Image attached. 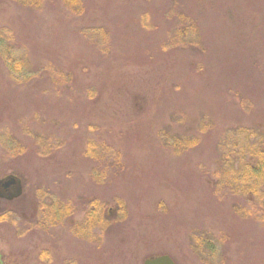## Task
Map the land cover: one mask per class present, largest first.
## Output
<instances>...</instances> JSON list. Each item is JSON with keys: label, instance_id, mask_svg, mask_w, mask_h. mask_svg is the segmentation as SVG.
Listing matches in <instances>:
<instances>
[{"label": "rangeland", "instance_id": "rangeland-1", "mask_svg": "<svg viewBox=\"0 0 264 264\" xmlns=\"http://www.w3.org/2000/svg\"><path fill=\"white\" fill-rule=\"evenodd\" d=\"M65 1L0 0V181L21 192L0 223L6 263L264 264V205L224 173L234 131L264 125V11Z\"/></svg>", "mask_w": 264, "mask_h": 264}, {"label": "trees", "instance_id": "trees-1", "mask_svg": "<svg viewBox=\"0 0 264 264\" xmlns=\"http://www.w3.org/2000/svg\"><path fill=\"white\" fill-rule=\"evenodd\" d=\"M29 1V0H28ZM32 1V0H31ZM250 1V0H249ZM255 1L254 5H256L257 10L264 11V0H252ZM65 3L68 4V7L71 9H82V6L76 1V0H66ZM173 9L170 8V12H172ZM261 18H264V16H260ZM249 18V17H248ZM246 18V19H248ZM219 22L221 19H219ZM190 26V32L189 34H193V37H186L185 41L189 44H191L196 38H198L200 32L197 28V23L192 19ZM184 31V29H181ZM187 34V36L189 35ZM12 36L10 31H8L5 28L0 29V39L3 41L2 38L8 39ZM177 36H180V33L177 34ZM176 41L170 40V43H177L180 40H178V37L175 38ZM166 46V43L163 44ZM175 45V44H174ZM171 47H177V46H171ZM255 127L260 128V131L255 130L254 128L251 129H238L234 131V140L235 150H231L229 153V156H231V159H228L227 163V170L224 169V173L227 171L229 173V182L228 187L231 189L232 194L238 193L242 200L244 201V204L253 203L254 201H257L256 206H249L254 207V213L259 211L260 207H263L264 205V197L262 199V193L263 190H258L260 186L264 182V125L262 123L257 122L255 124ZM183 136V135H182ZM196 138L192 143H196V141L199 140V136L194 137ZM184 141L189 140L184 136ZM189 142L186 144L188 145ZM191 145V143H190ZM90 151H94L95 148H93L91 145H89ZM104 147H102V150ZM109 148L104 149V151H108ZM102 153L97 154L99 155ZM102 155L99 157L101 158ZM103 159V158H102ZM220 171H215L214 175H217L216 180H220ZM207 175L210 173H206ZM211 175V174H210ZM263 202V203H262ZM253 205V204H252ZM258 207V208H256ZM90 213H86L83 217L84 221L87 219L89 221L91 218Z\"/></svg>", "mask_w": 264, "mask_h": 264}, {"label": "flooded vegetation", "instance_id": "flooded-vegetation-1", "mask_svg": "<svg viewBox=\"0 0 264 264\" xmlns=\"http://www.w3.org/2000/svg\"><path fill=\"white\" fill-rule=\"evenodd\" d=\"M13 178L15 179V183H13V184L9 183L6 186L2 185V183H3V181L5 179L0 181V198H2L0 201H3L2 204L0 203V223H7L9 225V227H10V225H12V224H14L16 222L15 220L11 219V214L13 213V211H14L13 209H15V208L13 207V209H12V206H10V203L16 204V202H19V200L21 201V192H19V194H20L19 196H16V195H13L15 193H13L11 191V189H10L13 185L16 184V182L18 180L15 177H13ZM22 209H23V206H19L18 207L20 216H21V218H23L22 221L26 222V218H28V217L24 216V214H23V217H22ZM15 210H17V207H16ZM33 224H35V222H33V223L31 222L30 225H33ZM34 228H35V226H34ZM25 231H26V229H25ZM42 253H43V251H39V254H40L41 257H39L37 254H35V257H34L35 258L34 259L35 263H38L39 261H41V259L43 257L45 259L47 258L48 255H46V253L45 254H42ZM0 254H1V258H2L3 264H7L6 263V258H4V256H3L1 251H0ZM37 258H39V259H37Z\"/></svg>", "mask_w": 264, "mask_h": 264}, {"label": "water", "instance_id": "water-1", "mask_svg": "<svg viewBox=\"0 0 264 264\" xmlns=\"http://www.w3.org/2000/svg\"><path fill=\"white\" fill-rule=\"evenodd\" d=\"M9 183H11V184L15 183V179L13 177H10L8 179L6 178L3 181L2 185L6 186ZM0 264H3L1 254H0ZM142 264H176V263L174 262L172 257H170L169 255L161 254L158 256H154V257L144 259Z\"/></svg>", "mask_w": 264, "mask_h": 264}]
</instances>
